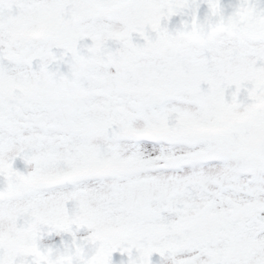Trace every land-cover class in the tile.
<instances>
[{
    "label": "snow or ice",
    "instance_id": "obj_1",
    "mask_svg": "<svg viewBox=\"0 0 264 264\" xmlns=\"http://www.w3.org/2000/svg\"><path fill=\"white\" fill-rule=\"evenodd\" d=\"M0 264H264V0H0Z\"/></svg>",
    "mask_w": 264,
    "mask_h": 264
}]
</instances>
